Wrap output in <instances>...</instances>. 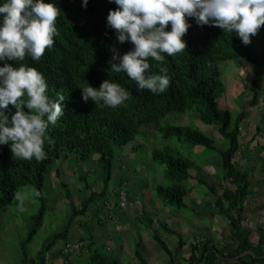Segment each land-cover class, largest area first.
<instances>
[{
  "label": "trees",
  "instance_id": "1",
  "mask_svg": "<svg viewBox=\"0 0 264 264\" xmlns=\"http://www.w3.org/2000/svg\"><path fill=\"white\" fill-rule=\"evenodd\" d=\"M53 2L61 10L57 18L59 34L54 37V45L46 49L38 61L26 57L24 61L0 62V66L7 62L17 67L24 63L37 68L48 82V95L53 100L57 99V93H62L65 97L61 102L64 115L48 129L51 142H45V159H18L12 155L9 145H0V209L6 208L18 191L26 186H32L34 193L35 190L40 192L35 198L42 203L39 211L31 217L26 239L20 242L21 263L47 264V254L56 243L59 240L66 242L68 224L75 217L85 214L88 207L98 199H104L108 195L113 179V147L132 144L136 137L146 136L143 127L156 125L157 132L164 139L175 137L183 150L200 147L203 152L216 153L221 161L222 179L224 183L229 182L231 185L217 186L203 180L197 181L198 186L216 194L214 208L218 214H222L225 209L230 212L226 217L229 237L221 245L210 241L201 244L198 241L200 238L195 239L196 241L189 244L188 257L182 256L187 245L183 238L167 225L154 223L153 218L142 211L140 224L168 257L167 264H264V225L257 227L256 243L250 240L247 231L241 227L244 203L252 191L249 173L238 167L234 158L240 152L241 124L246 113L242 110L233 118L229 110L220 107L219 98L225 89L218 67V62L243 59L259 75V71L264 68V49L261 58L257 60L254 57L253 36L251 42L245 45L234 33H228L217 26H199L193 18H189L192 26L183 37L188 47L172 56L165 54L164 62L150 58L153 73L159 72L161 66L167 67V75L170 77L168 89L164 93L139 90L126 73L113 72L108 63L113 47L121 55L132 47L131 43H119L115 30L107 26V14L117 6L111 0H88L87 7H82L83 0ZM106 79L124 86L131 93V98L116 108L98 106L91 100L85 103L81 97V88L88 83L99 88ZM259 82L257 76L253 81L254 87L260 89ZM258 100V92L255 91L249 105H257ZM9 108L15 111L13 106L10 105ZM189 114H197L203 124L216 129L220 140L228 143V148H216L213 138L193 126L164 122L167 116L174 121L175 118L181 119ZM256 128L260 132V127ZM136 149V146L132 147L134 152ZM262 149L264 150V145ZM94 153L98 155L103 171L99 193L91 192L77 209L71 192L61 182L60 187L71 209L69 221L62 232L56 233L41 246L34 258H30L27 247L43 224L45 200L42 190L50 169L61 156L71 154L77 161L83 162L89 160ZM180 155V151L178 155L160 150L151 152L152 160L163 166V178L169 182L167 185H155L154 194L162 205L178 212L186 207L184 199L188 195L187 183L191 180L190 163ZM55 174L59 176L57 171ZM81 179L85 180L83 177ZM85 186L89 188L88 185ZM122 188H126L127 203L131 201L126 181L123 180L113 192L114 206L119 202V191ZM105 203L103 200L101 207H105ZM154 224H158L161 230L176 238L177 245L173 250L161 239ZM94 246L90 240L86 264H122L112 254L107 253L104 247ZM140 249V245H136L135 259L139 264H148Z\"/></svg>",
  "mask_w": 264,
  "mask_h": 264
},
{
  "label": "rangeland",
  "instance_id": "2",
  "mask_svg": "<svg viewBox=\"0 0 264 264\" xmlns=\"http://www.w3.org/2000/svg\"><path fill=\"white\" fill-rule=\"evenodd\" d=\"M263 31L264 26H261L257 34L253 36L254 57L257 60L261 58L264 49ZM218 67L225 89L219 98L220 107L229 110L233 118L242 110L246 113V118L241 124L239 138L241 148L234 162L249 173L252 194L245 200L241 227L247 231L250 240L256 243L257 227L264 221V150L262 149L264 145V68L257 75L253 72L252 66L243 59L218 62ZM257 76L260 89L253 85ZM255 91L258 92V104L250 106L249 102ZM168 121L175 125L193 126L213 138L216 148L220 150L228 148V143L220 140L216 129L203 124L197 114L185 115L181 119L175 118L174 121L167 116L164 122ZM257 126L260 127V132L257 131ZM156 128V125L145 126L142 128L146 131L145 137H136L130 145L113 147V179L108 195L104 199H98L95 204L88 207L85 214L75 217L68 224L66 242L59 240L56 243L47 254V264H86L88 251L73 254L67 258L62 254L67 243L80 240L89 244L92 240L94 247H104L107 253L113 255L120 246L124 253L126 252L124 248L128 247V252H132L133 255L134 240H138L143 250L140 249L142 255L148 264H167L168 257L151 238L147 237L140 224L139 217L142 211L147 212L154 223L166 224L183 238L187 244L182 251L183 257L189 256V244L195 239L200 238L198 241H201V244L210 241L219 245L228 239L229 226L226 217L230 212L225 209L222 214H218L214 208L216 194L197 185L198 180H203L207 184L231 187L229 182L224 183L222 179L220 157L216 153L203 152L200 147L183 150L175 137L169 140L164 139ZM133 146L137 147L135 152L132 150ZM152 150L168 151L176 155L180 151V156L190 163L191 180L187 183L188 195L184 199L186 207L179 212L162 205L154 194L155 185H167L169 182L163 178V166L152 160ZM56 171L59 176L55 174ZM82 177L85 180H82ZM102 178L103 171L98 155L95 153L89 160L83 162L77 161L71 154L66 157L61 156L56 161L44 181L42 193L45 200V214L42 227L27 247L30 258H34L41 246L52 239L56 233L62 232L69 221L71 209L60 183L63 182L67 186L76 208L79 209L80 204L89 197L91 192L99 193ZM123 180L126 181L131 201L124 208L116 209L118 211L116 220H106L107 212L104 206L101 207L102 202L104 200L114 205L113 192ZM41 206L42 203L35 198L33 187L26 186L18 191L6 208L0 209V264H22L20 242L26 239L31 217L39 211ZM158 224H154V227L158 228L161 239L173 250L177 245L176 238L161 230ZM185 231L192 236L186 235ZM121 263L139 264L136 259L127 260V258L125 261L122 259Z\"/></svg>",
  "mask_w": 264,
  "mask_h": 264
},
{
  "label": "clouds",
  "instance_id": "3",
  "mask_svg": "<svg viewBox=\"0 0 264 264\" xmlns=\"http://www.w3.org/2000/svg\"><path fill=\"white\" fill-rule=\"evenodd\" d=\"M117 7L110 9L106 23L115 30L119 43H131L123 55L113 47L109 60L115 73H126L139 90L164 93L170 84L167 67L151 71L150 58L164 62L166 57L188 47L183 39L192 26L211 25L238 36L245 45L264 26V0H111ZM83 0L82 7H87ZM61 10L45 0H2L0 2V62L38 61L46 49L54 45L59 34L57 18ZM170 25V29H169ZM48 82L35 67L7 62L0 66V145H9L18 159L43 160L50 125L64 115L61 103L65 97L48 95ZM26 97V98H25ZM85 103L91 100L103 107L116 108L131 98L120 83L110 79L99 88H81ZM13 106V112L9 106ZM40 195L38 190L34 193Z\"/></svg>",
  "mask_w": 264,
  "mask_h": 264
},
{
  "label": "built area",
  "instance_id": "4",
  "mask_svg": "<svg viewBox=\"0 0 264 264\" xmlns=\"http://www.w3.org/2000/svg\"><path fill=\"white\" fill-rule=\"evenodd\" d=\"M127 194H126V188H122L119 191V202L117 203L116 206H112L109 203H105V210L108 214H106V220H116L117 219V213L118 211L116 209H121L124 208L127 205ZM109 211V213H108ZM263 225H264V221H263ZM88 242L81 240L79 242H75V243H67L63 250H62V254L67 258L69 256H72L73 254H81V253H86L87 252V246H88Z\"/></svg>",
  "mask_w": 264,
  "mask_h": 264
},
{
  "label": "crops",
  "instance_id": "5",
  "mask_svg": "<svg viewBox=\"0 0 264 264\" xmlns=\"http://www.w3.org/2000/svg\"><path fill=\"white\" fill-rule=\"evenodd\" d=\"M140 218V217H139ZM157 223H159V222H157ZM159 224H161V223H159ZM164 225H166V224H164ZM186 229V228H185ZM186 232V235H190V233H187V231H185ZM145 233H146V231H145ZM146 235H147V237L148 238H150V236L146 233ZM190 236H192V234L190 235ZM128 243V242H127ZM134 247H133V255H132V252H128L129 251V249H128V247L126 248H124L125 249V253L123 252V249L121 248V246L120 247H117V251H115L114 253V255H113V257H115L117 260H119L120 262H121V260L123 259L124 261L126 260V258H127V260L128 259H135V256H134V252H135V248H136V245H140L141 243H139L138 242V240H134ZM143 245V244H142ZM126 246V245H125ZM142 250V249H141ZM143 251V250H142ZM66 258V257H65Z\"/></svg>",
  "mask_w": 264,
  "mask_h": 264
}]
</instances>
